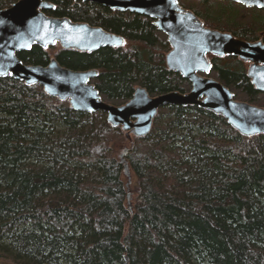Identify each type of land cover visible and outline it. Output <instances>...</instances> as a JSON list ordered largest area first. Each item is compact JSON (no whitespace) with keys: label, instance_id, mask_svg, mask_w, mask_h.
<instances>
[{"label":"trees","instance_id":"obj_1","mask_svg":"<svg viewBox=\"0 0 264 264\" xmlns=\"http://www.w3.org/2000/svg\"><path fill=\"white\" fill-rule=\"evenodd\" d=\"M16 1L0 0V9ZM47 1L54 8L46 15L100 27L124 46L87 53L34 45L17 54L24 64L54 58L72 70H96L91 82L113 104L138 87L149 95L189 89L166 67L170 48L151 19ZM179 4L237 36V3ZM246 25L264 29V18ZM210 61L236 100L264 107L242 61ZM132 141L128 185L117 152L129 142L105 113L77 112L40 85L0 77V263L264 264V135L244 137L197 106H170Z\"/></svg>","mask_w":264,"mask_h":264},{"label":"water","instance_id":"obj_2","mask_svg":"<svg viewBox=\"0 0 264 264\" xmlns=\"http://www.w3.org/2000/svg\"><path fill=\"white\" fill-rule=\"evenodd\" d=\"M77 1V0H74ZM128 12L153 20L156 29L166 35L170 51L166 65L190 84L186 92L172 91L149 95L141 87L125 103L115 105L104 100L91 83L96 70H72L52 58L46 66L24 64L17 54L37 45L43 49L59 45L65 50L91 53L103 47H122L124 39L100 27L68 18L46 15L54 5L46 0H18L0 9V77H11L25 85H40L44 92L84 113L103 112L109 124L120 127L129 142L119 155L124 175L131 181L125 157L133 146L132 135L148 134L158 110L166 106H197L222 116L244 137L264 135V107L234 98L219 80L211 77L208 55L237 57L250 63L247 76L254 88L264 94V44L235 38L203 26L199 18L183 9L178 0H79ZM247 8L264 9V0H220ZM127 198H130L128 194Z\"/></svg>","mask_w":264,"mask_h":264},{"label":"flooded vegetation","instance_id":"obj_3","mask_svg":"<svg viewBox=\"0 0 264 264\" xmlns=\"http://www.w3.org/2000/svg\"><path fill=\"white\" fill-rule=\"evenodd\" d=\"M18 1V0H17ZM47 1V0H46ZM240 7H242V8H247V7H245V6H243V5H241V4H239V3H237ZM247 9H251V10H253V11H255V12H264V9H258V8H255V7H253V8H247ZM44 11H46V10H43V12ZM114 12H116V11H114ZM126 13V12H125ZM147 18V17H146ZM152 21V24H153V20H151ZM203 25L205 26V27H208V28H210V29H214V30H217L216 28H211V27H209V26H207L206 24H204L203 23ZM237 30H238V34H237V36L236 35H234V34H232L231 32H229V33H231L235 38H237V39H239V40H242V41H247V42H256V41H262L263 42V44H264V32L263 33H261V34H259L258 33V29H256V28H252V27H249V26H247V27H244V26H237ZM260 30H263V29H260ZM218 31H220V30H218ZM158 32V31H157ZM221 32H227V31H221ZM160 33V32H159ZM169 45V44H168ZM123 46H124V44H123ZM122 46V47H123ZM114 48V47H113ZM117 48H121V47H117ZM229 57V56H228ZM208 58H209V60H210V58H211V56L209 55L208 56ZM237 58V57H236ZM241 61V60H240ZM211 62V61H210ZM243 62V61H242ZM244 64H245V67L247 68V73H248V69H249V66H250V63H247V62H243ZM167 67V66H166ZM169 70V69H168ZM173 72V71H172ZM152 96H154V95H152ZM167 107H170V106H166V107H163V108H167ZM162 108H160L159 110H161ZM159 110H158V112H159ZM158 114V113H157Z\"/></svg>","mask_w":264,"mask_h":264},{"label":"rangeland","instance_id":"obj_4","mask_svg":"<svg viewBox=\"0 0 264 264\" xmlns=\"http://www.w3.org/2000/svg\"><path fill=\"white\" fill-rule=\"evenodd\" d=\"M218 1V0H217ZM240 9H239V12L237 13V25L238 26H248V25H246V24H248V22H252V19H254V17L256 18V16H259V17H262V18H264V12H260V13H258V12H255V11H253V10H251V9H247V8H242V7H239ZM255 13V14H254ZM256 13H258V15L256 14ZM264 32V29L263 30H260L259 29V31H258V33L259 34H261V33H263ZM160 34H162V33H160ZM162 36L163 37H165L166 38V36L164 35V34H162ZM211 77H214V74L213 73H211ZM263 94V93H262ZM239 101H242V100H239ZM264 102V96L262 97V99H261V104ZM253 105H256V104H253ZM256 106H258V105H256ZM259 107H263V106H259ZM125 147H123L121 150H119L118 152H117V155H119L121 152H122V150L124 149ZM1 264V263H0Z\"/></svg>","mask_w":264,"mask_h":264},{"label":"snow or ice","instance_id":"obj_5","mask_svg":"<svg viewBox=\"0 0 264 264\" xmlns=\"http://www.w3.org/2000/svg\"><path fill=\"white\" fill-rule=\"evenodd\" d=\"M261 6H264V5H261Z\"/></svg>","mask_w":264,"mask_h":264}]
</instances>
